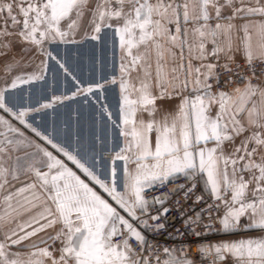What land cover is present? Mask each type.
I'll return each mask as SVG.
<instances>
[{
  "label": "snow or ice",
  "instance_id": "snow-or-ice-1",
  "mask_svg": "<svg viewBox=\"0 0 264 264\" xmlns=\"http://www.w3.org/2000/svg\"><path fill=\"white\" fill-rule=\"evenodd\" d=\"M89 3L90 0L0 3V19L4 20L0 40L5 41L0 46L10 48L6 38L12 35L35 46L45 41L75 42L69 37L76 35L86 14H90L89 23L94 26L92 40H100L105 29L113 30L122 53L117 127L124 138L113 165L115 160L124 161L122 174L115 166L98 173L95 156L89 163L80 151L74 152L43 135L26 121L27 110L12 112L7 103L8 89L0 91V110L12 113L54 150L26 138L20 128L0 117V129H6L0 130V192L7 191L0 197V264H151L130 241H135L141 252L151 253L147 230L166 231L167 224L153 227L149 220L159 221L170 209L163 207L166 200L159 197L148 200L145 190L165 185L178 174L191 180L203 179L214 201L185 220L190 234L201 235L194 226H203V235L208 234L207 230L264 231V87L251 83L257 76L255 61L264 63V2L96 0L94 7ZM237 20L242 23L236 24ZM9 27L19 30L9 32ZM239 32L243 37L237 46L233 37ZM238 51H243L251 76L243 89L226 92L220 77L232 71L230 63ZM48 55L51 57L50 52ZM192 60L200 61L199 65H193ZM38 79L42 76L34 73L18 75L10 88ZM110 83L116 84L117 80L113 78ZM104 87L96 84L101 91ZM87 91L92 92V87ZM175 96L181 97L176 111L157 119V100ZM213 107L217 109L215 116ZM144 112L149 119H137V114ZM108 116L111 118V113ZM249 128L253 131L235 144L236 138ZM229 144L234 147L230 149ZM28 149L31 151H24V155L15 154ZM30 175L39 185L24 182L21 187L14 186V181ZM195 187L193 183L185 198ZM229 193L230 199H226ZM195 202H203V197L196 196ZM221 204L225 208L218 218L221 228L203 224L202 213L208 212L211 220L213 210L218 211ZM156 205L161 210L150 214L149 209ZM245 217L249 222L241 229V219ZM49 230L54 234L40 236ZM38 236L39 240L33 241ZM21 246L31 250L10 251ZM176 251L164 247L168 258L161 261L156 255L155 264H193L183 248L180 257L173 255ZM198 251L202 259L214 252L213 264L224 260L225 253L231 254L237 264H264V237L201 245Z\"/></svg>",
  "mask_w": 264,
  "mask_h": 264
},
{
  "label": "rangeland",
  "instance_id": "rangeland-1",
  "mask_svg": "<svg viewBox=\"0 0 264 264\" xmlns=\"http://www.w3.org/2000/svg\"><path fill=\"white\" fill-rule=\"evenodd\" d=\"M4 2L10 0H0V3ZM95 3L96 0H90L89 7H94ZM90 19V14H86L76 35L69 37L75 42L45 41L42 46H35L21 41L16 35L7 37L11 47L0 46V91L8 89L7 103L12 112L27 110L26 121L43 135L74 152L80 151L89 163L95 156L98 173L108 172L115 166L118 174H121L124 161L115 160L113 165V158L122 147V136L119 135L120 128L117 127L119 123L110 83L113 78L118 81L121 75L122 54L115 49L119 46V38L112 35V29H105L100 40H92L90 37L94 26L89 23ZM65 23H62V28L65 27ZM112 23L116 24L117 21ZM3 24L4 20L0 19V26ZM18 30L11 27L8 29L9 32ZM4 42L0 40V44ZM49 52L51 57L48 55ZM61 64L64 67H61ZM33 73L42 76V79L20 84L16 89L10 88L16 76ZM97 83L104 84L103 91L96 88ZM89 86L92 87V92L87 91ZM45 104L52 106L44 108ZM108 113H111V118ZM0 117L9 120L14 127L20 128L26 138L54 151L47 141L36 137L30 128L21 125L12 113L0 110ZM112 121L117 123L113 124ZM24 151L31 149L21 150L18 155L24 154ZM67 163L72 166L71 162ZM27 178L29 182L39 185L34 176L30 175ZM46 234H54V230L42 233L41 236ZM2 238L0 235V239ZM39 238L40 236L34 241ZM55 247H59V242ZM30 250L22 246L10 249L13 252L24 253ZM55 255L58 256L59 253L56 252Z\"/></svg>",
  "mask_w": 264,
  "mask_h": 264
},
{
  "label": "built area",
  "instance_id": "built-area-1",
  "mask_svg": "<svg viewBox=\"0 0 264 264\" xmlns=\"http://www.w3.org/2000/svg\"><path fill=\"white\" fill-rule=\"evenodd\" d=\"M232 71L222 73L221 87L226 92H231L234 88H239L241 85L247 83V78L251 76V69L246 61L236 62L230 65ZM254 67L257 69V76L251 79L253 85H261L264 82V63L259 60L255 61ZM240 74L244 79H241ZM231 77V82H228V77ZM227 85V86H225ZM195 183L196 187L193 192H189L187 198L185 193ZM183 186V188H180ZM146 198L152 200L154 197H159L161 200H166L163 207L170 209L165 213L159 221L149 220V223L155 227L158 223H166V231L153 232L152 229L147 230L148 243L152 246L151 253L148 251L141 252L140 246L135 241H130L132 247L142 257L147 256L151 261V264H155V256L158 255L160 260L163 261L168 257L163 253L164 247L175 248L177 251L173 254L176 257H180V249H184L186 252V258L193 261V264H213L215 260V253H211L207 258L202 259V253L198 251V247L201 245H214V241L220 235L224 234L222 231L207 230V235H203L206 229L203 226H194L195 230L201 233L200 236L190 234L189 229L185 227V220L189 217H195L196 213L201 212L202 209L207 207V204L213 203V198L209 194L203 191V187L200 181V177L195 180L188 179L184 175H180L169 179L165 185H153L151 188L145 190ZM170 196V199L168 198ZM196 196H202L203 202L196 203ZM227 198V197H226ZM215 203H220L215 201ZM157 210H161L160 205L151 207L149 209L150 214L156 215ZM224 206L221 204L218 211L213 210L212 219H209V213L203 212V224H214L215 229H220L221 225L218 222V218L224 214ZM180 231L177 232L176 230ZM241 229L243 227L241 226ZM243 231V230H241ZM240 232V231H238ZM169 233L171 234L169 236ZM184 233V235H181ZM217 261L215 262V264Z\"/></svg>",
  "mask_w": 264,
  "mask_h": 264
},
{
  "label": "crops",
  "instance_id": "crops-1",
  "mask_svg": "<svg viewBox=\"0 0 264 264\" xmlns=\"http://www.w3.org/2000/svg\"><path fill=\"white\" fill-rule=\"evenodd\" d=\"M261 2H264V0H261ZM125 7H127V5ZM250 19L258 20L260 18L259 17H250ZM213 23H215V21H213ZM235 23L236 24H240V23H242V21L237 20V21H235ZM189 27H191V25H189ZM242 37H243V32H239L238 34L234 35L233 39H234L235 45H237V46L240 45ZM253 44L255 45V38L253 40ZM209 47H211V45H209ZM115 49H118L117 52L119 54L121 53V50H120L119 46H116ZM141 50H143V49H141ZM152 59L154 61V59H155L154 54H153ZM240 61H246V58H245V55H244L243 51H238V52L235 53L234 60L230 63V65L234 64L236 62H240ZM191 63L193 65H199L200 61L192 60ZM220 63L221 64L224 63V58L223 57L221 58ZM153 67H155L154 64H153ZM0 68H1V64H0ZM133 75H135V73ZM180 75H181V79H183V73L182 72L180 73ZM111 85H112L111 86L112 90L114 92L113 103H114V106H115L116 117H117V120H118V123H119V118H118L119 100H120L119 80L117 81L116 84H111ZM260 86L264 87V82ZM244 87H245V85H241L239 88L243 89ZM154 92H155V90H154ZM184 95H188V93L185 92ZM180 100H181L180 96H175L171 100H157V102H156L157 108L160 109V111L157 113V119H159L161 115L168 114V113H174L176 111V109H177L178 104L180 103ZM216 110H217L216 107L212 108V115L213 116H215ZM140 118H143V119L147 120V119H149V115H148L147 112H144L142 114L138 113L137 114V119H140ZM240 119L243 121L244 117L241 116ZM0 130H2V129H0ZM252 131H253V129L249 128L248 131L245 132L241 137L236 138L235 144L238 145L240 143L241 139H243L244 136L249 135ZM9 135H12V134H9ZM121 140H122V147H123L124 146V138L122 137ZM211 146L212 145L209 144V147H211ZM228 147L231 149L232 147H234V145L229 144ZM261 152L264 153V149H262ZM15 154H18V153H15ZM20 155H24V154H20ZM257 159H259V156H257ZM9 164H11V161H9ZM123 166H124V164L122 165V168H123ZM180 175H182V174H178L177 176H180ZM247 177H248V174L246 173L245 174V178L247 179ZM28 180L29 179L27 177H21L20 181H14L13 184H14V186L16 188H18V187H21L24 182H29ZM200 181H201V184H202V187H203V191L205 193L209 194L207 189H206L204 180L200 178ZM6 194H7V191L0 192V197H2L3 195H6ZM230 196H231V194L229 193L226 196L227 197L226 199H230ZM224 210H225V208H224ZM248 222H249V220L246 217L242 218L241 219V226L244 227V225L246 223H248ZM41 235H42V233L40 234V236ZM261 237H264V231L259 230V229H249V230H243V231L235 232V233H224V234L220 235L218 238H216V240L214 241V245L221 244V243L237 242V241H240L242 239L261 238ZM35 238H37V237H35ZM35 238H33V241H34ZM33 241H28L27 243H32ZM224 256H225V259L222 260V261H217L216 264H237L236 260L231 256V254L225 253Z\"/></svg>",
  "mask_w": 264,
  "mask_h": 264
},
{
  "label": "water",
  "instance_id": "water-1",
  "mask_svg": "<svg viewBox=\"0 0 264 264\" xmlns=\"http://www.w3.org/2000/svg\"><path fill=\"white\" fill-rule=\"evenodd\" d=\"M222 261V260H221Z\"/></svg>",
  "mask_w": 264,
  "mask_h": 264
}]
</instances>
